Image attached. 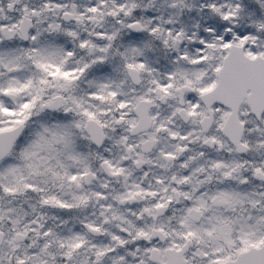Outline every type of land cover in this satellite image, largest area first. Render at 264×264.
Listing matches in <instances>:
<instances>
[{
  "label": "snow or ice",
  "instance_id": "snow-or-ice-1",
  "mask_svg": "<svg viewBox=\"0 0 264 264\" xmlns=\"http://www.w3.org/2000/svg\"><path fill=\"white\" fill-rule=\"evenodd\" d=\"M0 264H264V0H0Z\"/></svg>",
  "mask_w": 264,
  "mask_h": 264
}]
</instances>
